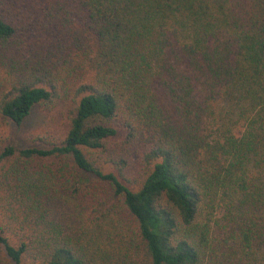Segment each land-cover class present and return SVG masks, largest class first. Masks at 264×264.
Masks as SVG:
<instances>
[{
    "label": "trees",
    "instance_id": "trees-1",
    "mask_svg": "<svg viewBox=\"0 0 264 264\" xmlns=\"http://www.w3.org/2000/svg\"><path fill=\"white\" fill-rule=\"evenodd\" d=\"M0 0V264H264V0Z\"/></svg>",
    "mask_w": 264,
    "mask_h": 264
},
{
    "label": "rangeland",
    "instance_id": "rangeland-1",
    "mask_svg": "<svg viewBox=\"0 0 264 264\" xmlns=\"http://www.w3.org/2000/svg\"><path fill=\"white\" fill-rule=\"evenodd\" d=\"M50 0H4L6 11L15 10L21 25L28 26V37L39 34V21L43 19L41 9ZM72 94L59 100L52 108L36 107L22 125L0 116V148L7 144L22 146H47L58 140L68 128V112Z\"/></svg>",
    "mask_w": 264,
    "mask_h": 264
}]
</instances>
